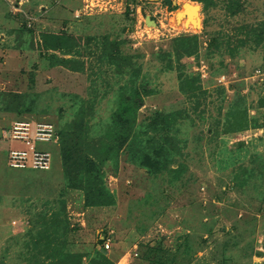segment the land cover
Instances as JSON below:
<instances>
[{"label": "rangeland", "instance_id": "374dc122", "mask_svg": "<svg viewBox=\"0 0 264 264\" xmlns=\"http://www.w3.org/2000/svg\"><path fill=\"white\" fill-rule=\"evenodd\" d=\"M263 21L264 0H0V264H264ZM123 97L137 137L91 171L50 145L49 171L6 166L12 122L95 141Z\"/></svg>", "mask_w": 264, "mask_h": 264}, {"label": "trees", "instance_id": "16d2710c", "mask_svg": "<svg viewBox=\"0 0 264 264\" xmlns=\"http://www.w3.org/2000/svg\"><path fill=\"white\" fill-rule=\"evenodd\" d=\"M251 29L253 31H257L259 29V33L256 35V38L259 43H262L264 41V21L258 25H255L254 28H250V30ZM137 110L138 105L135 99L123 97L120 100L118 108L113 113L112 119L114 128H110V132L106 133L103 137L90 142L87 140L85 131L80 122H74V124L66 128L65 131L58 130L52 123L55 126L56 132L59 136L60 146H58V148H60L62 159L61 164H63V171L66 173V176L70 175V173H72L74 170L77 171V168H74V166H78V168H80V166L85 165L87 171L92 170V164L88 163L90 161L86 160L85 154L87 156L90 155V157L91 155L97 156L100 154L103 160L108 158L114 148L111 144H109L111 143V140L117 142V146L122 149L124 145L135 139V137H137L134 133ZM170 117L172 116H160L162 124L165 125L166 121L169 120ZM37 120L39 121L40 119ZM113 132L115 134H113ZM157 151L153 149L151 152L154 159H158L159 156L163 154L164 149L159 147ZM145 162L148 164V166L160 168L159 162H155V160H153L148 155ZM165 167L166 165H164V168ZM26 171L35 172L32 170ZM101 244L102 240H100V245ZM66 258L71 259V264H79L80 262V255L78 254H68Z\"/></svg>", "mask_w": 264, "mask_h": 264}, {"label": "built area", "instance_id": "2783aa9c", "mask_svg": "<svg viewBox=\"0 0 264 264\" xmlns=\"http://www.w3.org/2000/svg\"><path fill=\"white\" fill-rule=\"evenodd\" d=\"M2 140L19 142L22 149H9L6 155L8 168L12 170L49 171L52 167V153L43 148V145L59 146V136L55 126L44 120H16L9 126L8 131L2 132ZM101 249L105 252L111 247L113 236L107 233L100 238ZM135 251V250H134ZM137 252L127 253L123 261L137 257Z\"/></svg>", "mask_w": 264, "mask_h": 264}, {"label": "bare ground", "instance_id": "6f19581e", "mask_svg": "<svg viewBox=\"0 0 264 264\" xmlns=\"http://www.w3.org/2000/svg\"><path fill=\"white\" fill-rule=\"evenodd\" d=\"M196 11H197V8H190V12H188L187 15L189 14V16H193L196 13Z\"/></svg>", "mask_w": 264, "mask_h": 264}]
</instances>
